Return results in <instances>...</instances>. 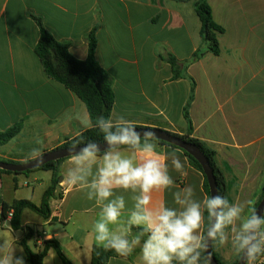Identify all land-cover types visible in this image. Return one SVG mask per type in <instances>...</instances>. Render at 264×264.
I'll return each instance as SVG.
<instances>
[{
    "label": "crops",
    "instance_id": "0c3cea01",
    "mask_svg": "<svg viewBox=\"0 0 264 264\" xmlns=\"http://www.w3.org/2000/svg\"><path fill=\"white\" fill-rule=\"evenodd\" d=\"M208 3L215 24L223 30L218 34L220 50L203 51L195 58L205 50L195 0H0V133L20 128L11 141L0 145V161L26 163L32 149L44 154L87 130L78 121L65 122L66 112H88L87 106L47 74L36 49L45 30L67 43L75 58L86 60L93 33L95 59L109 75L115 94L110 118L123 115L137 128L183 136L189 129L188 112L190 137L215 152L226 198L252 199L257 206L264 189V0ZM157 145L161 153L176 151L188 173L176 172L169 161L175 182L171 191L191 185L198 199L208 195L204 175L182 149ZM66 160L59 166L50 217L25 210L23 236L17 241L21 243L31 229L28 246L33 251L43 248L38 247V237L55 240L72 264H91L96 246L92 226L100 209L85 190L64 183ZM28 174L26 180L32 176L38 186L25 183L20 188L18 178L24 174L0 173V207L17 200L41 205L53 174ZM171 191L156 194L155 202L172 206ZM124 195L130 208V194ZM138 231L133 228L132 234ZM54 253L47 252L44 264H63L57 253L58 259H50ZM215 253L225 264L238 259L230 245L215 247ZM26 263L30 264L27 257ZM108 264H142L140 248ZM258 264H264V257Z\"/></svg>",
    "mask_w": 264,
    "mask_h": 264
},
{
    "label": "clouds",
    "instance_id": "9594fccd",
    "mask_svg": "<svg viewBox=\"0 0 264 264\" xmlns=\"http://www.w3.org/2000/svg\"><path fill=\"white\" fill-rule=\"evenodd\" d=\"M64 118L84 129L98 128L103 136V143L76 140L63 173L64 183L85 190L100 209L91 233L97 247L121 257L139 247L142 264H201L204 253L210 264L209 249L225 245L242 264H256L264 256V211L252 199L230 202L219 193L198 199L191 185L171 191L175 182L169 161L176 172L188 173L176 151L157 150L155 131L141 132L123 115L93 122L86 110H79ZM29 159L42 163L40 149H32ZM166 191H171L172 206L154 200ZM124 193L130 194V208ZM133 228L139 229L135 235ZM2 239L0 264H25L23 255H15L16 242Z\"/></svg>",
    "mask_w": 264,
    "mask_h": 264
},
{
    "label": "trees",
    "instance_id": "16d2710c",
    "mask_svg": "<svg viewBox=\"0 0 264 264\" xmlns=\"http://www.w3.org/2000/svg\"><path fill=\"white\" fill-rule=\"evenodd\" d=\"M178 1L185 2L188 0ZM195 10L202 23L201 35L205 49L199 51V53L195 55V58L201 56L204 53L203 51L218 54L220 50L218 34L222 33L223 30L215 24L208 0H195ZM96 47L97 39L92 33L89 36V55L86 60H79L70 53L69 45L67 43L57 41L49 32L43 30L36 49V54L40 58L47 74L54 80L60 82L66 88L71 90L86 104L93 122H95L98 117L110 118L115 103V94L113 91L111 79L95 59ZM170 61L173 65H175V61L173 59H170ZM185 116L187 121L189 122V129L186 135L180 137L189 143L197 145L205 154L212 169L214 170L218 193L226 197V181L222 172L218 168L215 159V152L206 148L200 141L190 137L192 133V124L188 117V112H186ZM19 130V127H15L5 133H0V145L7 144L9 141H11L18 134ZM76 140H81L82 143H86L88 141H97L103 143V136L98 128L87 129L81 132L79 135L67 139L61 146L56 149L70 148ZM155 142L159 145H168L157 140ZM184 153L189 159L190 164L204 175L205 190L207 194L210 195L208 181L201 165L193 157L189 156L188 153H186L185 151ZM64 160L66 159L59 160L57 162H50L45 166L33 171H27L25 173L17 174L23 175L35 171H50L52 172L53 177L51 186L44 192L40 206L35 205L30 200H17L11 205L3 204L2 208L4 216L6 215L7 211H14L13 219L10 223L11 230H23L22 215L25 210H29L44 219H48L50 217V201L55 197L60 179L59 166ZM0 173L13 174L12 172L4 170H0ZM263 196L264 189L260 201L262 200ZM260 201L258 202V204L260 203ZM32 235L33 231L31 229H28L27 235L20 243L30 264H44V259L50 249H54L56 251L63 264H72L65 257L61 246L55 240H47L45 241L41 251H33L28 246V240ZM213 254L219 264H225L222 259L215 253V246H213ZM115 257L119 256L114 251L105 250L102 247L94 246L92 249L91 264H108L109 260ZM263 257L264 256L258 258V260ZM205 258L206 256L204 253L202 254L201 264H205ZM239 259L240 258L238 257V259L232 264H237Z\"/></svg>",
    "mask_w": 264,
    "mask_h": 264
},
{
    "label": "water",
    "instance_id": "95a60500",
    "mask_svg": "<svg viewBox=\"0 0 264 264\" xmlns=\"http://www.w3.org/2000/svg\"><path fill=\"white\" fill-rule=\"evenodd\" d=\"M137 129L141 132L147 129H151L156 132L157 141L166 143L168 145L175 146L177 148L182 149L186 153H188L189 156L193 157L201 165L203 172L208 181L210 195H215L218 193L214 170L212 169L205 154L201 151V149L197 145L189 143L183 140L180 136L173 135L172 133L161 130V129H154V128H137ZM68 149L69 148H60V149H54L49 152H45L44 154H42L43 162L39 164H37L33 160L28 161L26 163H8V162L0 161V170L12 172L14 175H17L19 173H25L27 171H33V170H36V169H39L45 166L46 164L50 162H57L59 160L67 159ZM257 208L264 211V196L262 200L260 201V203L258 204ZM209 251L211 252L210 264H219L213 254V247H211ZM207 255L208 253H205L206 257ZM237 264H242L240 259Z\"/></svg>",
    "mask_w": 264,
    "mask_h": 264
},
{
    "label": "rangeland",
    "instance_id": "374dc122",
    "mask_svg": "<svg viewBox=\"0 0 264 264\" xmlns=\"http://www.w3.org/2000/svg\"><path fill=\"white\" fill-rule=\"evenodd\" d=\"M25 176H20L18 178L19 180V185H20V188H23L25 186V183H30L31 184V187H36L39 185V183H34L33 182V178L32 176H29V178L26 180V176H28L29 174H24ZM26 191V190H24ZM39 198L37 197L36 199V203H38L39 201ZM25 220H26V217H25ZM9 226L7 225L6 227H0V243H3V239L2 238H8L10 239L11 241L13 242H16V250H15V255L19 256V255H23L24 258H25V264L26 263V256H25V252H24V249H23V253H21L19 251L20 248H23L20 243L17 241L19 238H21L23 236V233H22V230L21 231H17V232H14L10 229H8ZM54 255V256H53ZM52 256H50V259L51 257H54V259H58V257L56 256V253H54Z\"/></svg>",
    "mask_w": 264,
    "mask_h": 264
},
{
    "label": "built area",
    "instance_id": "2783aa9c",
    "mask_svg": "<svg viewBox=\"0 0 264 264\" xmlns=\"http://www.w3.org/2000/svg\"><path fill=\"white\" fill-rule=\"evenodd\" d=\"M13 214L14 211L13 210H9L6 212V215H3V208L0 207V227H4L7 223H11L12 219H13ZM9 217H11V219H9ZM45 241L41 238L38 237V247L41 248L44 245ZM256 264H258V260L256 262Z\"/></svg>",
    "mask_w": 264,
    "mask_h": 264
}]
</instances>
